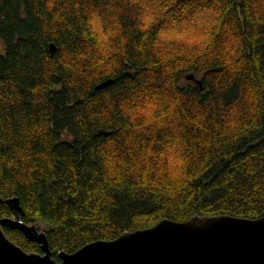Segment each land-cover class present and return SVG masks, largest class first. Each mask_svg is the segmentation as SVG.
Instances as JSON below:
<instances>
[{
  "label": "trees",
  "instance_id": "obj_1",
  "mask_svg": "<svg viewBox=\"0 0 264 264\" xmlns=\"http://www.w3.org/2000/svg\"><path fill=\"white\" fill-rule=\"evenodd\" d=\"M0 40V197L56 260L163 218L264 216V0H0Z\"/></svg>",
  "mask_w": 264,
  "mask_h": 264
},
{
  "label": "water",
  "instance_id": "obj_2",
  "mask_svg": "<svg viewBox=\"0 0 264 264\" xmlns=\"http://www.w3.org/2000/svg\"><path fill=\"white\" fill-rule=\"evenodd\" d=\"M50 46L55 49L53 43ZM112 81L105 80L98 87ZM0 201L9 203L16 213L0 218V264H264V216L163 218L112 240H95L74 252L60 251V260H56L47 238L48 226L40 221L25 222L17 197H0ZM4 226L21 229L28 239L40 243L43 252L25 250L7 236Z\"/></svg>",
  "mask_w": 264,
  "mask_h": 264
},
{
  "label": "rangeland",
  "instance_id": "obj_3",
  "mask_svg": "<svg viewBox=\"0 0 264 264\" xmlns=\"http://www.w3.org/2000/svg\"><path fill=\"white\" fill-rule=\"evenodd\" d=\"M2 49H3V44H2V42L0 40V51H2Z\"/></svg>",
  "mask_w": 264,
  "mask_h": 264
}]
</instances>
